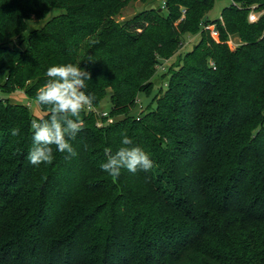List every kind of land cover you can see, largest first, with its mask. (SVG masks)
<instances>
[{"label":"trees","instance_id":"1","mask_svg":"<svg viewBox=\"0 0 264 264\" xmlns=\"http://www.w3.org/2000/svg\"><path fill=\"white\" fill-rule=\"evenodd\" d=\"M133 1L0 0V90L35 100L48 67L73 63L95 96L70 141L77 155L53 146L39 166L30 121L48 107L35 117L0 98V264H264V0H230L215 19L214 0H162L118 21ZM52 8L63 12L27 31ZM188 35L165 88L136 112ZM124 135L150 171L100 168Z\"/></svg>","mask_w":264,"mask_h":264},{"label":"clouds","instance_id":"2","mask_svg":"<svg viewBox=\"0 0 264 264\" xmlns=\"http://www.w3.org/2000/svg\"><path fill=\"white\" fill-rule=\"evenodd\" d=\"M88 61L92 62L89 57ZM47 82L38 89L35 101L38 105L47 106L48 118L32 119V148L28 160L34 166L51 164L54 159V149L67 153L65 159L77 155L70 143L84 127L81 113L91 111L94 107L95 96L86 93V81L91 79L88 71L80 64L61 63L48 67L45 73ZM13 137L20 135L18 127L12 128ZM121 146L114 153L105 149V162L100 168L112 177H119L122 169L132 174L138 171L148 172L154 167V162L141 147L133 146V141L124 135Z\"/></svg>","mask_w":264,"mask_h":264},{"label":"rangeland","instance_id":"3","mask_svg":"<svg viewBox=\"0 0 264 264\" xmlns=\"http://www.w3.org/2000/svg\"><path fill=\"white\" fill-rule=\"evenodd\" d=\"M229 3H230V0H214L213 8L207 13L206 16L209 19L219 18L220 14H221V10L225 6H227ZM158 7L163 8L162 0H145V1L136 0V1L130 2L121 11V13L116 17V19L118 21H123L126 19H130L131 17H133L135 14H137L138 12H140L142 10L149 9V8H158ZM62 12H63V10L59 9V8L50 9L48 15L44 18V20H42V21H38L35 19L30 20L28 23L27 31H29L30 29H33L34 27H38V26L42 25L44 23V21H46L47 19H49L55 15H58ZM197 38H198L197 35L186 36L183 40V45H182L181 49L176 54H174L172 57H170L169 59L162 61V63L157 68L156 75L153 78L154 90H153L152 94L148 95V96L146 94H140L139 95V103L137 104L136 112H139L140 110H144L146 107H148L150 105L151 97L159 89L163 90V88H165V82L167 79L166 71H167L168 66L169 65H173V66L177 65V63L179 61V54L185 50L190 49L192 47V45L194 44V42L197 40ZM230 40H231L232 46H235L237 41H238L236 37H233ZM109 95H110V91L102 100V102L100 104V109L98 108L99 111H107V109L109 108V104H110L109 103ZM0 98L8 99V101H10L11 103H20L23 105H28L31 113L35 117H39L42 113L40 110V107L36 103V101L34 99L28 98L22 89H17V90L12 91V92H3L0 90Z\"/></svg>","mask_w":264,"mask_h":264},{"label":"built area","instance_id":"4","mask_svg":"<svg viewBox=\"0 0 264 264\" xmlns=\"http://www.w3.org/2000/svg\"><path fill=\"white\" fill-rule=\"evenodd\" d=\"M256 19H257V13L254 12L253 10H251V11L249 12V14H248V20H249L250 22H253V21H255ZM210 34H211V36H212L213 38H215V39L218 37V32H217V30L214 28V26H211V27H210ZM229 45H230L231 48H234V46H232L231 40H229ZM102 114H103V115H106V112H103Z\"/></svg>","mask_w":264,"mask_h":264}]
</instances>
